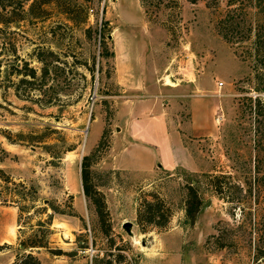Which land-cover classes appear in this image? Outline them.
Returning a JSON list of instances; mask_svg holds the SVG:
<instances>
[{
    "label": "rangeland",
    "instance_id": "374dc122",
    "mask_svg": "<svg viewBox=\"0 0 264 264\" xmlns=\"http://www.w3.org/2000/svg\"><path fill=\"white\" fill-rule=\"evenodd\" d=\"M209 1L0 0V264L24 251L19 239L42 234L64 251L31 249L42 264H256L264 66L253 65L248 8L236 9L234 42L217 27L228 0ZM30 67L34 76L24 74ZM152 74L186 90L191 81L190 96L213 99L214 132L201 145L207 170L116 166L118 113L147 96ZM186 94L181 122L191 119ZM189 184L201 199L192 220ZM154 193L171 215L143 231L137 209Z\"/></svg>",
    "mask_w": 264,
    "mask_h": 264
},
{
    "label": "crops",
    "instance_id": "0c3cea01",
    "mask_svg": "<svg viewBox=\"0 0 264 264\" xmlns=\"http://www.w3.org/2000/svg\"><path fill=\"white\" fill-rule=\"evenodd\" d=\"M158 79L159 75L152 74L147 96L125 103V110L118 113L121 123L116 127H120L122 139L113 144L117 145L116 166L132 173L149 174L177 168L192 172L207 170L208 161L203 158L201 145L214 132L213 99L190 96L191 81L186 83L189 87L186 90L184 84L160 83ZM182 92L189 96L191 118L183 122L177 112Z\"/></svg>",
    "mask_w": 264,
    "mask_h": 264
},
{
    "label": "trees",
    "instance_id": "16d2710c",
    "mask_svg": "<svg viewBox=\"0 0 264 264\" xmlns=\"http://www.w3.org/2000/svg\"><path fill=\"white\" fill-rule=\"evenodd\" d=\"M228 9L223 17L219 18L217 22L218 30L221 35L229 41L237 42L234 40V35L231 34L232 27L240 26V20L237 21L238 14L236 13V9L240 7L248 8V12L250 13V21L247 26V30L253 31V40L251 42L250 52L252 54L253 65L262 64L264 66V0H228ZM207 5H210V1L206 0ZM244 26V25H243ZM240 27L238 30H241ZM249 33L245 36L248 37ZM244 39V38H243ZM28 76H34L35 71L32 67L29 68V71L24 73ZM25 78V77H23ZM27 80V79H26ZM87 156L84 155L82 159V168H81V176H82V184L83 190L85 194L90 195L91 185L88 181V171H87ZM247 194L251 193V187H247ZM264 196V188L260 191ZM259 192V193H260ZM187 206L185 208L186 215L189 220L194 219L195 213L198 211L201 205V199L196 190V187L192 184L188 185L187 192ZM144 207V211L143 210ZM102 209V208H101ZM158 213V218L155 219V214ZM171 212L163 199L156 193L153 194V198L148 200L144 199V201L140 204L137 209V222L141 225L142 230H145V224L164 226L169 218ZM249 220L251 218L249 217ZM264 225V223H263ZM20 228V227H19ZM251 237V236H250ZM48 240L44 234L36 236L29 235L23 239H19V246L24 250L22 253H18L15 255V258L9 264H42L39 257L33 253L31 249L38 247H46L54 254H61L64 251L61 248H52L48 244ZM4 245L0 244V247ZM254 261L256 264H264V232L261 231L255 236L254 239ZM29 249V250H26Z\"/></svg>",
    "mask_w": 264,
    "mask_h": 264
},
{
    "label": "water",
    "instance_id": "95a60500",
    "mask_svg": "<svg viewBox=\"0 0 264 264\" xmlns=\"http://www.w3.org/2000/svg\"><path fill=\"white\" fill-rule=\"evenodd\" d=\"M185 220H187V219H185ZM122 225H123V227L125 229H127L129 231L130 230V226H131V221L130 220H125V221H123Z\"/></svg>",
    "mask_w": 264,
    "mask_h": 264
},
{
    "label": "bare ground",
    "instance_id": "6f19581e",
    "mask_svg": "<svg viewBox=\"0 0 264 264\" xmlns=\"http://www.w3.org/2000/svg\"><path fill=\"white\" fill-rule=\"evenodd\" d=\"M169 80V79H168ZM170 82V81H169Z\"/></svg>",
    "mask_w": 264,
    "mask_h": 264
}]
</instances>
